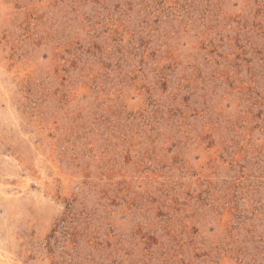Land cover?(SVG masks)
<instances>
[{"label": "rangeland", "instance_id": "374dc122", "mask_svg": "<svg viewBox=\"0 0 264 264\" xmlns=\"http://www.w3.org/2000/svg\"><path fill=\"white\" fill-rule=\"evenodd\" d=\"M0 264H264V0H0Z\"/></svg>", "mask_w": 264, "mask_h": 264}]
</instances>
